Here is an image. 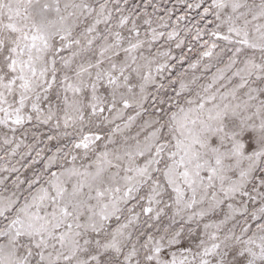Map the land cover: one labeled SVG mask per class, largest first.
<instances>
[{
	"label": "snow or ice",
	"instance_id": "1",
	"mask_svg": "<svg viewBox=\"0 0 264 264\" xmlns=\"http://www.w3.org/2000/svg\"><path fill=\"white\" fill-rule=\"evenodd\" d=\"M0 264H264V0H0Z\"/></svg>",
	"mask_w": 264,
	"mask_h": 264
}]
</instances>
